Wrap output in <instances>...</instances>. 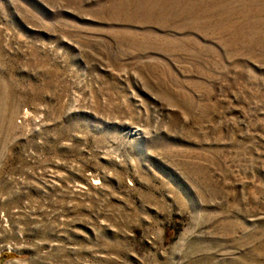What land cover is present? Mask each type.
I'll return each instance as SVG.
<instances>
[{
    "label": "rangeland",
    "instance_id": "obj_1",
    "mask_svg": "<svg viewBox=\"0 0 264 264\" xmlns=\"http://www.w3.org/2000/svg\"><path fill=\"white\" fill-rule=\"evenodd\" d=\"M0 264H264V0H0Z\"/></svg>",
    "mask_w": 264,
    "mask_h": 264
}]
</instances>
